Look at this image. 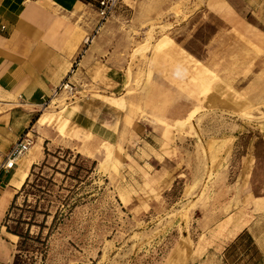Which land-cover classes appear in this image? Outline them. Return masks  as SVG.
Instances as JSON below:
<instances>
[{"label": "rangeland", "instance_id": "1", "mask_svg": "<svg viewBox=\"0 0 264 264\" xmlns=\"http://www.w3.org/2000/svg\"><path fill=\"white\" fill-rule=\"evenodd\" d=\"M161 2H151L149 13ZM123 3L128 19L134 3ZM205 8V0H170L137 32L116 142L88 134L41 149L27 174L34 185L19 190L7 216L15 264H217L213 250L225 241L229 218L253 214L254 198L264 196V90L235 91L217 76L216 89L207 94L203 86L201 101L167 120L147 111L143 70L146 51L172 36L169 18L186 22L196 10L203 40L213 25ZM186 74L194 83L195 67ZM63 104L43 112H62Z\"/></svg>", "mask_w": 264, "mask_h": 264}, {"label": "crops", "instance_id": "2", "mask_svg": "<svg viewBox=\"0 0 264 264\" xmlns=\"http://www.w3.org/2000/svg\"><path fill=\"white\" fill-rule=\"evenodd\" d=\"M132 1L128 19L127 5L121 0L112 15L100 22L95 0H0V264H14L16 256V236L7 230V216L21 188L15 185L18 171L28 174L31 165L44 157L42 150L76 139L61 134L52 123L39 125L43 110L64 103L62 108L72 110L68 117L75 128L109 144L119 138L126 120L122 94L140 37L137 32L149 29L155 11L165 12L170 0H162L151 13L148 8L155 0ZM208 1L205 10L213 17V25L203 40L194 10L192 20H166L170 26L165 30L173 40L170 48L155 53L158 38L146 51V108L161 119L181 118L202 100L203 86L186 74L196 61L216 77L225 76L235 91H248L255 85L264 90V45L255 39L264 37V0H218L216 9ZM121 16L127 20L123 22ZM234 25L242 28L252 46L231 33ZM237 54L248 59H235ZM190 58L194 62L189 65L186 59ZM65 80L74 92L62 98L67 93L62 89L53 96ZM216 84L212 82L210 90ZM105 97L119 99L109 104ZM26 132L37 150L26 153L11 169L1 168L12 145ZM250 209L253 214L247 212L249 216L229 218L225 241L212 249L217 264H264V196L255 197Z\"/></svg>", "mask_w": 264, "mask_h": 264}, {"label": "bare ground", "instance_id": "3", "mask_svg": "<svg viewBox=\"0 0 264 264\" xmlns=\"http://www.w3.org/2000/svg\"><path fill=\"white\" fill-rule=\"evenodd\" d=\"M217 1L218 0H209L208 6L211 9H216L218 7ZM231 33L245 45L252 46V43H251L252 41L249 39L248 40L246 39V37L243 35L242 28L240 26L238 27L234 25V27L231 30ZM255 39L257 40V43H259L260 45H264L263 36L257 35ZM172 43H173L172 38L164 35L155 43L154 47L156 49V52H160L162 49L170 48ZM255 48L258 49L257 47ZM236 51H237V48L235 47L233 49V53H236ZM199 65H200L199 61H196L195 69H196L197 75L196 77L193 78V80H194V83H197L198 85H201V86H205V93H207L211 89L212 81L215 80L217 77L214 72L212 71L209 72L208 70L203 68L204 66L199 67ZM118 99L119 97L118 98L117 97H105V100L109 104H115ZM71 111H72L71 109L64 110V111L62 110V112H58L56 114L50 113V112H43L40 115L37 122L39 125H43L45 123H49V124L55 123V125H57L58 131L61 134H66L74 138H81L82 135H88L89 134L88 131L74 127V125L72 124V122L70 121L68 117ZM193 111L194 110H192V112ZM35 147L31 146L29 148V151L31 152L36 151L37 147L36 148ZM18 177L19 179L18 181L15 182V185L17 187H21L27 177V171L19 170Z\"/></svg>", "mask_w": 264, "mask_h": 264}, {"label": "built area", "instance_id": "4", "mask_svg": "<svg viewBox=\"0 0 264 264\" xmlns=\"http://www.w3.org/2000/svg\"><path fill=\"white\" fill-rule=\"evenodd\" d=\"M121 0H95L98 14L100 16V22H103L106 18L112 15L116 6ZM67 90L68 92H74V87L67 80L61 82L60 86L53 91V96L60 90ZM51 100L43 102V106L46 107ZM31 137L24 133L11 147L8 155L4 158L1 168L11 169L14 164L23 157L31 147Z\"/></svg>", "mask_w": 264, "mask_h": 264}, {"label": "trees", "instance_id": "5", "mask_svg": "<svg viewBox=\"0 0 264 264\" xmlns=\"http://www.w3.org/2000/svg\"><path fill=\"white\" fill-rule=\"evenodd\" d=\"M34 166L35 165H33V168H34ZM32 168V169H33ZM31 173L30 174H33V172L32 171H30ZM29 177H30V175H28L27 177H26V179H25V181H24V183L22 184V186H21V188H20V190H23L26 186H28V185H31V186H33L34 184H31V183H29ZM39 178H41V179H43V177H41V176H39ZM19 193V192H18ZM17 196H18V194H17ZM17 196L15 197V199L17 198ZM15 202V201H14ZM13 205V204H12ZM11 205V206H12ZM8 230V229H7ZM9 231V230H8ZM10 232V231H9ZM12 234H14L15 235V233H13V232H11ZM15 258H16V256H15ZM14 264H15V260H14Z\"/></svg>", "mask_w": 264, "mask_h": 264}]
</instances>
